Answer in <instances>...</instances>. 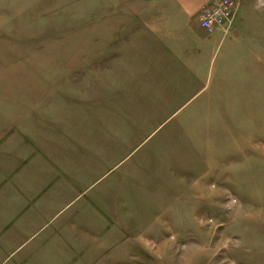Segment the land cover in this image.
<instances>
[{"label": "rangeland", "instance_id": "obj_1", "mask_svg": "<svg viewBox=\"0 0 264 264\" xmlns=\"http://www.w3.org/2000/svg\"><path fill=\"white\" fill-rule=\"evenodd\" d=\"M135 2L0 0V186L33 204L0 264H264V0L194 62L120 47Z\"/></svg>", "mask_w": 264, "mask_h": 264}, {"label": "crops", "instance_id": "obj_2", "mask_svg": "<svg viewBox=\"0 0 264 264\" xmlns=\"http://www.w3.org/2000/svg\"><path fill=\"white\" fill-rule=\"evenodd\" d=\"M209 1L210 0H136L135 10L132 12L136 16L135 27H129L126 30V36L125 30L123 28L120 30V47H168L167 50L171 53L172 57L177 51L185 49L188 54L186 60L192 62L201 59L200 52L204 47H242L239 34L235 31L224 37L221 32H217L214 35H208L200 27L198 22L199 11ZM185 56H183V54L180 55L181 58H185ZM183 66L190 67L191 64H183ZM24 131L25 140L23 141L24 143L22 147L24 149L23 160H25L27 156L33 154V137L32 135H28V137L26 135V133H31L32 131L28 128L24 129ZM10 134L13 135L14 131ZM16 136L14 135L8 140V146L11 148H13L12 144L17 141ZM34 139L35 146H38L34 151L36 152L35 162H39L40 164V154H42L41 139L37 137H34ZM45 140L46 139H44V143ZM44 145H46V143ZM14 149L15 148L12 149V153L16 154L17 150L15 151ZM11 157L6 160L11 161L14 164V168L16 167V161H23L17 160L18 158L16 159L15 156L11 155ZM31 158L32 156L29 157L30 165L23 162L21 163V168H19L23 170V176L25 175L21 180L23 183L18 177L11 180V182H13L20 190L23 189V192L28 196V199L33 197V193L32 191L26 193L27 187L29 186L26 183V179H30L31 175L30 172L28 174L25 172L31 170ZM0 164V174L7 170L5 173L6 175L11 171L12 165L8 164L3 168L2 166L4 164H2L1 159ZM36 175L41 177V166L38 167ZM7 186L8 189L6 186H4L6 188L0 186V244L21 241L15 240L16 233L18 232V236L24 235L25 229L28 228V225L32 224V219L30 218V215L33 212L32 201L28 200V203L25 202V204H23L22 202L25 200L18 199L19 201H22L18 205L16 204L14 207H10V204L6 205L9 197L10 201L12 200V196L19 197L17 191H11V183ZM6 195L8 196L7 200L5 199ZM34 197H39V200L41 201V192L35 191ZM13 201L15 202L14 198ZM37 203L38 202H35V205ZM42 210L43 212L45 211L44 207L42 209L40 206L34 209L37 213H41ZM16 212H22L21 216L23 217V219L17 222L18 224L15 220L16 217L14 219Z\"/></svg>", "mask_w": 264, "mask_h": 264}, {"label": "built area", "instance_id": "obj_3", "mask_svg": "<svg viewBox=\"0 0 264 264\" xmlns=\"http://www.w3.org/2000/svg\"><path fill=\"white\" fill-rule=\"evenodd\" d=\"M238 11V0H210L198 14L200 27L208 34L221 32L228 35L234 17Z\"/></svg>", "mask_w": 264, "mask_h": 264}]
</instances>
